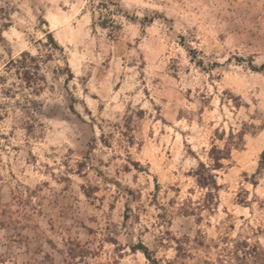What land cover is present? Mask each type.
Instances as JSON below:
<instances>
[{"label":"rangeland","instance_id":"1","mask_svg":"<svg viewBox=\"0 0 264 264\" xmlns=\"http://www.w3.org/2000/svg\"><path fill=\"white\" fill-rule=\"evenodd\" d=\"M115 2L0 0V264H264V0Z\"/></svg>","mask_w":264,"mask_h":264},{"label":"trees","instance_id":"2","mask_svg":"<svg viewBox=\"0 0 264 264\" xmlns=\"http://www.w3.org/2000/svg\"><path fill=\"white\" fill-rule=\"evenodd\" d=\"M93 1V0H92ZM98 5L99 8L108 9L109 6L115 7L117 11V4L115 0H99ZM104 23H109L111 29L113 28L114 24L109 19L106 18L103 20ZM106 21V22H105ZM105 25V24H102ZM48 39L51 41V43H54L53 37L51 34H47ZM10 66H13L16 70V74L18 75L19 79L24 82V84L28 88H32L37 86V81H39V65L37 63V59L33 56H31L29 53L24 52L20 55L19 59L10 61ZM210 159L212 161V167L214 169H218L221 167L220 161L225 159L227 154L221 150H218L217 148H212L210 151ZM259 168L264 169V151L261 154L260 162H259ZM195 175L197 176V183L203 187V188H216V182L214 180V176L210 174L209 168L206 167L203 163H199V168L196 171ZM238 247H241V249L245 248V242L239 243ZM239 251V250H238ZM241 252L244 256V258L238 259V261L241 262V264H247L248 257H252L253 261L259 262L261 259L258 256V249L255 248L252 250V254L248 252H244L245 250H241ZM248 256V257H247Z\"/></svg>","mask_w":264,"mask_h":264}]
</instances>
